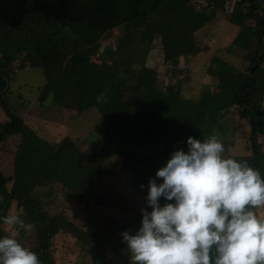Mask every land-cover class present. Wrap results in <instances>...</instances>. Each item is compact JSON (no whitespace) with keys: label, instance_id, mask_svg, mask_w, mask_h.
Here are the masks:
<instances>
[{"label":"trees","instance_id":"obj_1","mask_svg":"<svg viewBox=\"0 0 264 264\" xmlns=\"http://www.w3.org/2000/svg\"><path fill=\"white\" fill-rule=\"evenodd\" d=\"M215 15L214 11L194 12L188 0H0V108L7 118L0 122V144L21 137L13 175L0 172V237L8 235L2 218L15 202L24 226L31 225L35 231L29 249L41 264H54L52 239L60 232L72 234L90 264H131L120 234L138 230L141 208L151 211L145 200L149 179L155 178L172 152L187 151V137L204 140L214 135L231 108L250 128V154L234 159L246 161L264 178L259 140L264 138V9L257 0H243L228 15L240 28L228 47L251 53L242 73L233 74L215 60L220 75L217 91H205L201 100L183 98L174 87L159 88L155 70L145 65L144 56L155 37L161 38L164 62L176 64L180 57L198 53L194 34ZM247 17L253 19L252 27L245 25ZM122 25L139 29L140 37L128 35L117 40L114 48H105L109 61L97 55L105 33ZM96 55L98 59L92 60ZM20 57L29 61V67L43 70L46 84L41 99L52 95L57 105L75 106L79 112L94 108L105 115L100 150L84 153L68 138L50 143L8 105L11 63ZM20 66L25 64L20 61ZM101 93L107 103L98 102ZM113 156L131 161L134 186L143 196L140 202L123 199L125 204H118L97 184L106 175L104 163ZM51 183L89 199L94 208L118 207L125 216L99 220L95 230L86 232L64 215L44 209L37 188ZM165 202L161 197V205Z\"/></svg>","mask_w":264,"mask_h":264},{"label":"rangeland","instance_id":"obj_2","mask_svg":"<svg viewBox=\"0 0 264 264\" xmlns=\"http://www.w3.org/2000/svg\"><path fill=\"white\" fill-rule=\"evenodd\" d=\"M229 18L230 16L219 14L212 16L211 21L194 34L200 51L194 55L180 57L176 64L164 62L161 38L155 37L148 46L144 58L145 65L156 72L157 86L162 90L174 87L183 98L201 100L205 91L218 89L219 65L215 60L225 63L233 74L244 72L248 67L251 52L228 47L240 30ZM253 24V19L247 17L245 25L252 27ZM138 30L133 31L131 27L122 25L108 31L99 41L97 55L109 61L110 58L103 53L104 49L114 48L117 40L128 35L140 37ZM97 55L92 57V60L96 61ZM20 61L25 66H20ZM27 63L29 61L26 62L22 57L11 63L9 94L6 96L8 105L19 112L24 123L38 136L50 143L55 144L63 138H68L84 153L100 150L106 127L105 115L94 108L79 112L75 106L57 105L52 95L41 99L40 91L46 84L43 70L39 67H29ZM261 67L264 69V62ZM6 120L0 108V122ZM219 122L220 129H215L214 135L224 145V156L227 158L248 156L250 152L247 149V139L250 128L247 120L241 117L236 108H231ZM221 128L224 132H221ZM20 139V136H14L0 144V172L6 177L13 175L14 155ZM259 140L264 151V138ZM130 163L128 158L122 156L111 157L104 163L107 168L106 175L97 180L99 187L116 198V202L121 205L125 204V200L134 203L143 199L134 186ZM37 191L41 193L39 198L49 214L64 215L86 232L95 230L100 225L99 220L108 217L122 219L125 216L123 211L115 206L94 208L89 199H81V195H74L58 183L39 187ZM256 212L258 216L264 217V208L256 209ZM9 214L21 217L22 210L12 202L7 215ZM2 228L8 235L11 234L7 225L3 224ZM17 231L18 241L24 247H31L36 238L32 226L26 225ZM51 249L54 264H90L85 249L71 233H58L52 239Z\"/></svg>","mask_w":264,"mask_h":264},{"label":"clouds","instance_id":"obj_3","mask_svg":"<svg viewBox=\"0 0 264 264\" xmlns=\"http://www.w3.org/2000/svg\"><path fill=\"white\" fill-rule=\"evenodd\" d=\"M97 100L107 103L104 93ZM186 144L149 179L151 211L140 209L138 230L120 234L131 264H264V217L255 211L264 208V178L246 161L225 157L216 135L189 136ZM2 220L11 234L0 237V264H41L16 238L21 217Z\"/></svg>","mask_w":264,"mask_h":264},{"label":"built area","instance_id":"obj_4","mask_svg":"<svg viewBox=\"0 0 264 264\" xmlns=\"http://www.w3.org/2000/svg\"><path fill=\"white\" fill-rule=\"evenodd\" d=\"M243 0H188V5L194 12L214 11L216 14L228 16L232 14ZM257 2L264 9V0Z\"/></svg>","mask_w":264,"mask_h":264}]
</instances>
